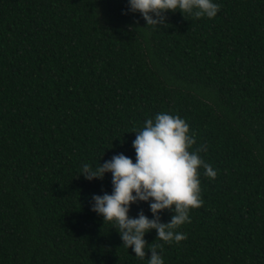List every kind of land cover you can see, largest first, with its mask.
Returning a JSON list of instances; mask_svg holds the SVG:
<instances>
[{
	"label": "trees",
	"instance_id": "16d2710c",
	"mask_svg": "<svg viewBox=\"0 0 264 264\" xmlns=\"http://www.w3.org/2000/svg\"><path fill=\"white\" fill-rule=\"evenodd\" d=\"M216 2L214 18L169 10L138 30L127 0H0V264H147L91 209L112 174L79 171L135 161L134 131L162 111L217 175L199 169L186 239L146 241L165 264H264V0Z\"/></svg>",
	"mask_w": 264,
	"mask_h": 264
},
{
	"label": "clouds",
	"instance_id": "9594fccd",
	"mask_svg": "<svg viewBox=\"0 0 264 264\" xmlns=\"http://www.w3.org/2000/svg\"><path fill=\"white\" fill-rule=\"evenodd\" d=\"M127 4L125 14L140 13L146 21V26L138 30L166 23L163 14L169 10H179L184 16L187 13L196 18H214L220 9L216 0H127ZM134 132L135 161L120 153L95 166L83 163L79 175L91 181L112 174V192L93 194L92 211L113 225L123 245L136 256L144 258L145 249H149L147 264H165L162 248L157 250L161 246L148 243L146 234L156 230L157 238L168 243L186 239L187 234L177 229L190 222L192 208L204 203L199 169L203 168L204 174L213 179L217 172L199 155L206 150L203 145L191 150L195 134L178 114L159 112ZM140 201L149 202L151 218L143 211L136 216L129 214L132 205ZM166 209L174 213L169 222L161 220V212Z\"/></svg>",
	"mask_w": 264,
	"mask_h": 264
}]
</instances>
